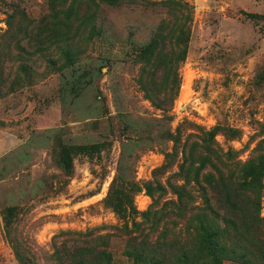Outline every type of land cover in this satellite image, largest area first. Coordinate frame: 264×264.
<instances>
[{
	"label": "rangeland",
	"instance_id": "1",
	"mask_svg": "<svg viewBox=\"0 0 264 264\" xmlns=\"http://www.w3.org/2000/svg\"><path fill=\"white\" fill-rule=\"evenodd\" d=\"M163 1L190 8L183 59L180 18ZM263 10L264 0H0V264H19L11 240L30 264H58L57 252L65 263L85 245L132 264L123 224L138 238L182 235L175 190L191 194L188 209L203 189L219 224L227 193L251 198L264 228ZM157 32L167 47L148 57ZM156 66L174 69L154 84L171 96L165 111L140 86ZM108 193L130 196L140 233Z\"/></svg>",
	"mask_w": 264,
	"mask_h": 264
},
{
	"label": "trees",
	"instance_id": "2",
	"mask_svg": "<svg viewBox=\"0 0 264 264\" xmlns=\"http://www.w3.org/2000/svg\"><path fill=\"white\" fill-rule=\"evenodd\" d=\"M115 1V0H107ZM168 8V11L178 14L181 23L175 26L177 33V42L180 37L181 48L178 47L181 59L186 54V42L188 30L186 28L189 22L190 8L184 3L174 1H163L160 3ZM264 22V10L262 14ZM25 22V17L23 18ZM12 30V26L8 25ZM157 32L153 35L149 45L143 50V54L148 57H155L165 49V36ZM176 45V44H174ZM61 49L68 50L70 44H63ZM63 55V54H62ZM64 56L67 58V54ZM173 68L156 66L151 68L148 74V80L141 78L140 86L148 101L152 106L165 111L169 109L171 96L162 95L160 98L155 91L154 84L160 79H164L167 71H173ZM264 81V75L262 77ZM164 94V93H163ZM65 167H68L66 159ZM253 173L250 179L253 181ZM198 184V182H195ZM221 186V182H217ZM201 189V186L198 185ZM200 193V207H189L187 205L193 200L191 194L183 190H175L176 201L169 204L173 206L174 215L184 219V227L180 237H166L163 235L160 240H151L147 235L141 238L131 236L132 231L128 229L127 224H123L122 230L125 235V254L132 259V264H222L223 261H232L237 264H264V239H262L263 227L259 226V219L252 208L251 198L239 199L238 195L231 197L227 193L225 201L228 207L224 210L223 216L210 210L209 197L204 190ZM148 191V190H147ZM221 192L219 191V195ZM107 201L113 199L115 202L114 213L121 219L136 214L130 206V196L121 194L120 198H112V194H107ZM255 205V204H254ZM12 209H7L10 213ZM146 216L148 213H142L140 216ZM154 222L151 223V226ZM131 227L139 233L140 224L131 222ZM140 235V234H139ZM140 237V236H139ZM13 252L19 264H30L27 255L30 252L27 248H21L15 241H10ZM65 263L59 252L56 253L55 261L58 264H110V255L100 247L85 245L76 247L70 253H66Z\"/></svg>",
	"mask_w": 264,
	"mask_h": 264
}]
</instances>
